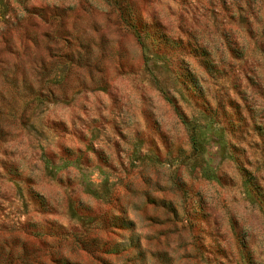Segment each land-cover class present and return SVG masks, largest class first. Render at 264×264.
Segmentation results:
<instances>
[{"label":"rangeland","instance_id":"1","mask_svg":"<svg viewBox=\"0 0 264 264\" xmlns=\"http://www.w3.org/2000/svg\"><path fill=\"white\" fill-rule=\"evenodd\" d=\"M0 264H264V0H0Z\"/></svg>","mask_w":264,"mask_h":264}]
</instances>
